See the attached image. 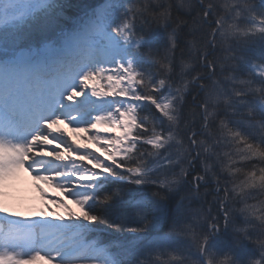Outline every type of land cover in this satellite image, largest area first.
I'll return each instance as SVG.
<instances>
[{"label": "snow or ice", "instance_id": "snow-or-ice-1", "mask_svg": "<svg viewBox=\"0 0 264 264\" xmlns=\"http://www.w3.org/2000/svg\"><path fill=\"white\" fill-rule=\"evenodd\" d=\"M21 171L60 198L0 202V264H264V0H0Z\"/></svg>", "mask_w": 264, "mask_h": 264}, {"label": "bare ground", "instance_id": "bare-ground-1", "mask_svg": "<svg viewBox=\"0 0 264 264\" xmlns=\"http://www.w3.org/2000/svg\"><path fill=\"white\" fill-rule=\"evenodd\" d=\"M55 127L59 131L67 133L68 136L75 137L77 143L86 144V141L80 139L78 134L73 133L67 124H60ZM87 147L89 150L95 149V146L91 144H88ZM96 151L98 152V150ZM40 190H43L45 196L60 198V193L54 188L34 180L28 172L21 171L0 186V202L3 203L7 210L18 214L36 217L41 213H45L51 218L52 212L48 211L46 199L41 196ZM65 203H67L71 211L77 207L71 199L65 198ZM53 211L59 215L64 213L63 209L55 208L54 206ZM33 264H48V261L46 259L36 260Z\"/></svg>", "mask_w": 264, "mask_h": 264}, {"label": "trees", "instance_id": "trees-1", "mask_svg": "<svg viewBox=\"0 0 264 264\" xmlns=\"http://www.w3.org/2000/svg\"><path fill=\"white\" fill-rule=\"evenodd\" d=\"M95 0H87V3H91V2H94ZM212 197L211 196H209L208 198H207V200L208 201H212ZM201 202V201H200ZM202 204L204 205V207H203V209H205V211H206V209L208 210V208H209V203H207V202H202ZM206 204H208L207 206H206ZM196 207H198L199 206V204H196L195 205Z\"/></svg>", "mask_w": 264, "mask_h": 264}, {"label": "rangeland", "instance_id": "rangeland-1", "mask_svg": "<svg viewBox=\"0 0 264 264\" xmlns=\"http://www.w3.org/2000/svg\"><path fill=\"white\" fill-rule=\"evenodd\" d=\"M202 202H204V200H201V202L199 203V206L198 207H204V205L202 204ZM208 204H206V206H207ZM196 207V206H195ZM9 211V210H8ZM204 211H205V209H204ZM206 211H207V209H206ZM9 212H12V211H9ZM80 213V212H79ZM213 214H215V209L213 208ZM19 216H21V215H19ZM22 217V216H21ZM28 217H31V216H28Z\"/></svg>", "mask_w": 264, "mask_h": 264}]
</instances>
